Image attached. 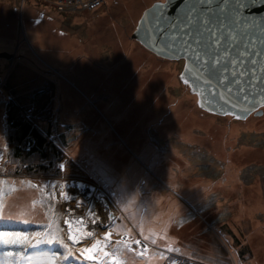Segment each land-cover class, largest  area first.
Masks as SVG:
<instances>
[{"label":"rangeland","instance_id":"374dc122","mask_svg":"<svg viewBox=\"0 0 264 264\" xmlns=\"http://www.w3.org/2000/svg\"><path fill=\"white\" fill-rule=\"evenodd\" d=\"M157 1L0 0V264H264V107L245 120L199 110L179 84L184 61L131 39ZM5 81L54 83L51 120L73 161L60 177L10 172ZM79 184L113 209L102 228L68 227L65 197L90 208L86 189L66 191Z\"/></svg>","mask_w":264,"mask_h":264},{"label":"water","instance_id":"95a60500","mask_svg":"<svg viewBox=\"0 0 264 264\" xmlns=\"http://www.w3.org/2000/svg\"><path fill=\"white\" fill-rule=\"evenodd\" d=\"M243 3L249 0L157 1L143 11L131 39L159 58L184 61L179 77L200 109L241 117L237 120L259 116L264 107V7L248 14L237 10ZM79 187L86 193L92 189ZM113 216L109 212L108 220Z\"/></svg>","mask_w":264,"mask_h":264},{"label":"trees","instance_id":"16d2710c","mask_svg":"<svg viewBox=\"0 0 264 264\" xmlns=\"http://www.w3.org/2000/svg\"><path fill=\"white\" fill-rule=\"evenodd\" d=\"M7 84V81L3 83V88L8 90L4 121L10 172L36 178L60 177L73 161L68 152L67 137L54 128L51 120L55 104L54 83L43 81L40 86L27 89ZM244 254L251 257L246 246L239 252V255Z\"/></svg>","mask_w":264,"mask_h":264},{"label":"bare ground","instance_id":"6f19581e","mask_svg":"<svg viewBox=\"0 0 264 264\" xmlns=\"http://www.w3.org/2000/svg\"><path fill=\"white\" fill-rule=\"evenodd\" d=\"M66 191L69 193L73 192L75 194L83 195V192H81L82 189L79 186L69 187L66 189ZM93 192L95 191H93V189H90L88 193L84 194L86 195L84 196V198L90 203L89 209L80 208L72 204L70 202V199H68L67 197L63 199L66 211L68 213L67 224L69 228L71 227L72 224H77L78 220H85V219H86L85 221H87V229H89V226H91V228L96 230L98 228H102L106 224V215H108V213L111 212L113 209L109 207V204L105 199L100 198L96 193ZM64 194H66V192Z\"/></svg>","mask_w":264,"mask_h":264},{"label":"snow or ice","instance_id":"6c2138e0","mask_svg":"<svg viewBox=\"0 0 264 264\" xmlns=\"http://www.w3.org/2000/svg\"><path fill=\"white\" fill-rule=\"evenodd\" d=\"M256 7H264V3H261L259 5L256 4L255 0H249V3H243L240 5V8H238L237 10L239 11L241 8L244 9L248 14H253L252 13V9L256 8ZM163 31V29L161 30ZM197 59H200V55L197 54L196 56ZM204 63H207V61H204ZM214 63H218V60L214 61ZM187 82V81H185ZM206 83H210L211 81L210 80H206L205 81ZM223 99V97H222ZM227 103V101H225ZM201 107H203V105H201ZM232 107H235L234 105ZM241 117L237 116V119H240ZM66 195V194H65ZM112 236L111 233H108V238L110 239ZM69 240H71L72 242L74 243H80V241L77 239L76 235H70L68 237ZM145 239H147L145 237ZM49 243L53 242L52 240H49L48 241ZM135 243L137 245L140 244V241L137 240L135 241ZM65 247H67V245H65ZM85 254L87 255V258L89 260H97L98 259V256L96 255V253H99L100 252V248L97 246V245H93L92 247H89V248H86L85 250ZM104 255L107 257L108 256V253L105 252ZM141 255H143V253H141ZM111 264H120V262L118 260H116L115 258L112 259V262Z\"/></svg>","mask_w":264,"mask_h":264},{"label":"built area","instance_id":"2783aa9c","mask_svg":"<svg viewBox=\"0 0 264 264\" xmlns=\"http://www.w3.org/2000/svg\"><path fill=\"white\" fill-rule=\"evenodd\" d=\"M105 0H53L61 10L93 11L100 8Z\"/></svg>","mask_w":264,"mask_h":264},{"label":"flooded vegetation","instance_id":"af4514ba","mask_svg":"<svg viewBox=\"0 0 264 264\" xmlns=\"http://www.w3.org/2000/svg\"><path fill=\"white\" fill-rule=\"evenodd\" d=\"M179 84H180L183 88H186V89L189 88L185 83L181 82L180 77H179ZM187 87H188V88H187ZM184 95H185V93H184ZM194 95H195V94H194ZM195 96H196V95H195ZM196 101H197V97H196ZM197 106H198V105H197ZM199 110L204 111V110H202V109H199Z\"/></svg>","mask_w":264,"mask_h":264},{"label":"crops","instance_id":"0c3cea01","mask_svg":"<svg viewBox=\"0 0 264 264\" xmlns=\"http://www.w3.org/2000/svg\"><path fill=\"white\" fill-rule=\"evenodd\" d=\"M83 13V12H82Z\"/></svg>","mask_w":264,"mask_h":264}]
</instances>
